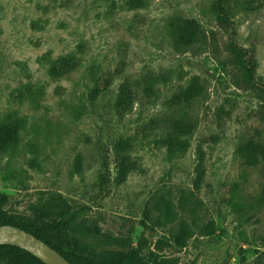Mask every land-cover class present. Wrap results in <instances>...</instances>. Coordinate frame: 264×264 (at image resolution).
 I'll use <instances>...</instances> for the list:
<instances>
[{
  "label": "rangeland",
  "instance_id": "obj_1",
  "mask_svg": "<svg viewBox=\"0 0 264 264\" xmlns=\"http://www.w3.org/2000/svg\"><path fill=\"white\" fill-rule=\"evenodd\" d=\"M217 6L231 27L218 21ZM234 34L243 47L257 49L264 84V1L0 0V118L18 112L25 121L19 147L0 156V211L52 216L45 199L58 193L76 212L77 236L97 252L127 250L143 238L146 264L161 257L264 264L260 182L236 154L264 113V100L234 83L224 53ZM68 53L82 67L52 79L45 58ZM125 57L124 73L91 103L89 66L107 60L116 67ZM149 73H164L165 80L124 114L116 105L121 85ZM31 83L40 86L34 105L14 97ZM168 117L175 119L176 140L166 145L159 125ZM119 139L132 146L123 177L113 164ZM235 183L242 186L232 199ZM162 196L178 214L167 226L156 205ZM109 236L125 246L109 244Z\"/></svg>",
  "mask_w": 264,
  "mask_h": 264
},
{
  "label": "trees",
  "instance_id": "obj_2",
  "mask_svg": "<svg viewBox=\"0 0 264 264\" xmlns=\"http://www.w3.org/2000/svg\"><path fill=\"white\" fill-rule=\"evenodd\" d=\"M252 2H261L264 0H248ZM220 8L219 6H217ZM217 19L221 24L232 26V22L228 18V15L224 13L222 8L217 13ZM173 29V28H172ZM193 30V28H191ZM190 29V31H191ZM183 35L186 33L184 29ZM234 34L224 43V53L226 57V65H229L233 70V76L237 86L243 90L255 93L264 100V84L258 75V59L257 49L254 46L245 48L238 43ZM188 46H193L195 43L193 39L188 41ZM124 56V55H123ZM49 63L48 74L52 79H60L69 76L72 72L79 70L82 67V59L75 53H68L64 56H60L56 59L45 58ZM127 57L122 60V63L112 65L109 61L105 60L102 63L93 62L88 68L89 80L92 87L90 89L88 99L93 103L99 94L109 91V88L114 83V80L124 73L127 68ZM117 68L121 70L117 71ZM237 72L238 75H235ZM165 80V74L160 73L155 75L149 73L143 76L141 79L125 80L119 89L118 99L116 105L123 111L124 114L131 112L135 105L140 104L143 100L146 92H150L155 87V84L159 81ZM40 86L38 84L31 83L20 91L14 93V97L17 100L28 99L33 105L39 97L35 96L38 93ZM37 91V92H36ZM43 94V92H42ZM39 95V96H42ZM180 96L176 101L180 102ZM179 104H174L173 109ZM264 109V105L262 106ZM123 115V114H122ZM24 118V116H23ZM22 116L18 112L7 113L0 118V156L8 154L19 147L21 139V131L24 129L25 121L23 122ZM259 121L256 127H249L244 132L241 141L237 149L238 160L243 166L249 170L254 169L256 171V178L259 180L260 195L258 199L264 202V113L259 115ZM174 121L175 119H164L161 124V131L166 136H163L161 141L166 145L171 142H175L176 139L171 137L174 133ZM165 137V138H164ZM132 146L126 140L119 139L113 147V164L115 169H120L121 177L128 174L127 165L132 166L131 160ZM199 152L202 153L201 161H204V151L199 148ZM108 157L104 156L103 164L104 175L102 177L103 183L107 185L110 178V169ZM202 171V170H201ZM242 184L235 183L233 186V198L238 196ZM233 202V201H232ZM259 203V202H258ZM51 210V215L47 217L40 216L35 218H28L17 214H8L0 211V226L12 225L19 227L42 240L53 249L62 254L72 264H146L142 254L146 240L143 238L138 239L137 246H129L127 250L123 251H103L97 252L87 244H85L76 234L77 228L81 225L77 221L76 212L69 200L61 194L52 193L45 199ZM234 204H236L234 202ZM157 208L161 211L160 221L164 226L172 223L177 218V212L174 209V205L170 200L165 197H159ZM51 216L52 218H49ZM76 230V231H75ZM192 237V233H187V238H183L181 241L176 240L179 246L185 247L186 242ZM107 242L111 245L125 246L126 243L120 238L108 237ZM68 247V252H64L63 248ZM0 264H44L36 257L32 256L25 250L14 247L11 245H0ZM151 264H177L170 258L161 257L155 259ZM194 264V262L189 263Z\"/></svg>",
  "mask_w": 264,
  "mask_h": 264
},
{
  "label": "water",
  "instance_id": "obj_3",
  "mask_svg": "<svg viewBox=\"0 0 264 264\" xmlns=\"http://www.w3.org/2000/svg\"><path fill=\"white\" fill-rule=\"evenodd\" d=\"M0 245L21 248L44 264H72L35 235L12 225L0 226Z\"/></svg>",
  "mask_w": 264,
  "mask_h": 264
}]
</instances>
